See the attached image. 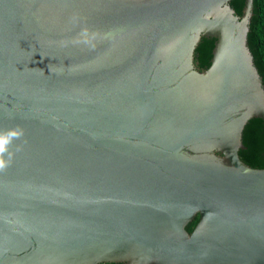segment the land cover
I'll list each match as a JSON object with an SVG mask.
<instances>
[{"label": "water", "instance_id": "1", "mask_svg": "<svg viewBox=\"0 0 264 264\" xmlns=\"http://www.w3.org/2000/svg\"><path fill=\"white\" fill-rule=\"evenodd\" d=\"M251 8L0 0V264H264Z\"/></svg>", "mask_w": 264, "mask_h": 264}, {"label": "trees", "instance_id": "2", "mask_svg": "<svg viewBox=\"0 0 264 264\" xmlns=\"http://www.w3.org/2000/svg\"><path fill=\"white\" fill-rule=\"evenodd\" d=\"M241 8L237 13L238 15ZM213 40V38L202 37L196 45L193 61L198 69H204L208 66ZM246 43L264 87V0H252Z\"/></svg>", "mask_w": 264, "mask_h": 264}, {"label": "clouds", "instance_id": "3", "mask_svg": "<svg viewBox=\"0 0 264 264\" xmlns=\"http://www.w3.org/2000/svg\"><path fill=\"white\" fill-rule=\"evenodd\" d=\"M23 129L19 127L9 128L0 131V172H4L11 165L15 153L10 151V145L13 141L20 140L23 137ZM20 151V147H16Z\"/></svg>", "mask_w": 264, "mask_h": 264}]
</instances>
